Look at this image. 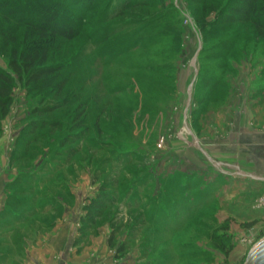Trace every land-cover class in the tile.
I'll return each mask as SVG.
<instances>
[{
  "label": "rangeland",
  "instance_id": "374dc122",
  "mask_svg": "<svg viewBox=\"0 0 264 264\" xmlns=\"http://www.w3.org/2000/svg\"><path fill=\"white\" fill-rule=\"evenodd\" d=\"M10 1L0 69L14 82L0 131L28 174L0 173L15 178L8 209L23 225L12 233L3 220L0 248L60 219L75 230L74 264H244L264 239V182L235 159L232 119L264 100V39L228 19L236 0H96L66 15L75 36L57 41L43 65L53 72L38 78L22 58L42 5ZM100 191L115 202L91 220Z\"/></svg>",
  "mask_w": 264,
  "mask_h": 264
},
{
  "label": "crops",
  "instance_id": "0c3cea01",
  "mask_svg": "<svg viewBox=\"0 0 264 264\" xmlns=\"http://www.w3.org/2000/svg\"><path fill=\"white\" fill-rule=\"evenodd\" d=\"M247 105L248 108L244 113L242 122L240 115H234L232 119V122L236 124L232 134L235 139L234 145L237 147L234 157L252 177L259 178L261 179L260 182H264V100H248ZM220 125L218 122V127ZM17 136V134L14 135V137ZM3 137V131H0V173L3 172L1 176L7 174L4 173V167H6L8 171L11 170L9 172H12V174L10 173L9 176L13 178L19 171V167H16L15 163L11 161L12 153L15 150L14 138L12 139L13 144H10V141L7 144L5 143L6 139ZM213 137L215 138L214 135L212 139ZM2 139H4L5 144H1ZM212 157L217 160H223L226 156L221 153H213ZM9 178H0V193L2 194V198L0 197V223L3 220L8 222L11 220L10 225H13L12 233L15 231L21 232L22 230L18 229H22V224H17V221L14 222L9 215L3 216L2 214L7 207L6 194L10 183ZM57 220V222H53L46 227L45 230L43 228L39 232L37 231L34 237L28 238L25 235H21L15 246H12L11 243L3 245L0 248V264L14 263L15 260L11 256L13 250L19 254L21 264H74L77 260L75 255L76 248L73 244L75 230L67 225L65 221L63 223L60 222V219ZM7 248L10 249V254L5 255L4 253L7 254V252L1 251Z\"/></svg>",
  "mask_w": 264,
  "mask_h": 264
},
{
  "label": "trees",
  "instance_id": "16d2710c",
  "mask_svg": "<svg viewBox=\"0 0 264 264\" xmlns=\"http://www.w3.org/2000/svg\"><path fill=\"white\" fill-rule=\"evenodd\" d=\"M95 1L96 0H38L37 3L42 5L38 13L39 19L27 25L32 29V32L36 34L37 39L28 44L27 54L22 58L26 67L25 70L37 67L38 70L34 73L35 78L41 75H50L53 69L43 67L44 63L48 60L50 51L54 48L59 39L70 40L75 36L69 21V16L66 15L73 14L83 16L93 9ZM26 2L28 3V1ZM46 3L48 4L46 5ZM14 4L10 0H0V14L6 19L16 16L18 11ZM227 11L229 20H243L250 23L254 27L256 35L264 39V0H236L234 4L228 7ZM11 66L13 70L20 75L22 66L15 64H11ZM13 82L14 80L10 74L0 69V120L6 117L10 111ZM20 140L21 135H18V141L20 142ZM13 153L16 155L21 152L17 147ZM19 174L28 173L22 170L19 171L18 175ZM12 182L9 183V186ZM13 201V196L8 195L7 207L2 213L3 216L9 215L12 220L13 217L17 215L16 212H12V210L8 209ZM114 202V198L111 199L109 194L100 191L97 197L91 199L89 206L86 207L87 217L91 220L96 219L104 207ZM14 205V207L12 206L13 208L23 206L20 201H16Z\"/></svg>",
  "mask_w": 264,
  "mask_h": 264
},
{
  "label": "water",
  "instance_id": "95a60500",
  "mask_svg": "<svg viewBox=\"0 0 264 264\" xmlns=\"http://www.w3.org/2000/svg\"><path fill=\"white\" fill-rule=\"evenodd\" d=\"M244 264H264V239L250 249Z\"/></svg>",
  "mask_w": 264,
  "mask_h": 264
}]
</instances>
